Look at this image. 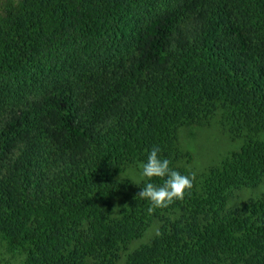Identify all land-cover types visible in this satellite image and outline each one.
Wrapping results in <instances>:
<instances>
[{
	"label": "trees",
	"instance_id": "trees-1",
	"mask_svg": "<svg viewBox=\"0 0 264 264\" xmlns=\"http://www.w3.org/2000/svg\"><path fill=\"white\" fill-rule=\"evenodd\" d=\"M241 140L203 172L187 125ZM153 146L197 179L149 214ZM264 0H0V236L24 264H264ZM152 183L162 185L161 178Z\"/></svg>",
	"mask_w": 264,
	"mask_h": 264
},
{
	"label": "rangeland",
	"instance_id": "rangeland-1",
	"mask_svg": "<svg viewBox=\"0 0 264 264\" xmlns=\"http://www.w3.org/2000/svg\"><path fill=\"white\" fill-rule=\"evenodd\" d=\"M180 145L183 150L192 154V166L196 172L201 173L208 167L219 163L227 154L238 151L242 146V142L241 140L232 139L218 125L193 124L180 129ZM124 178H132L134 182H139L142 176L135 170H129ZM263 193L264 178L253 187L232 190L227 196L225 209H234L250 198H256ZM161 225L160 218H155L150 222L140 235L122 251L119 263L124 264L129 253L148 244L158 233ZM26 257L24 251L12 249L0 236V264H24Z\"/></svg>",
	"mask_w": 264,
	"mask_h": 264
},
{
	"label": "clouds",
	"instance_id": "clouds-1",
	"mask_svg": "<svg viewBox=\"0 0 264 264\" xmlns=\"http://www.w3.org/2000/svg\"><path fill=\"white\" fill-rule=\"evenodd\" d=\"M161 149L159 146H153L150 150L146 162L140 164L141 176L148 182L144 183L138 198L150 202L148 208L149 214L155 209L167 208L176 200H184L187 194H190L194 188L197 179L196 173L189 175L171 167V161L167 158H161ZM154 178H161L162 185H156L151 181Z\"/></svg>",
	"mask_w": 264,
	"mask_h": 264
}]
</instances>
